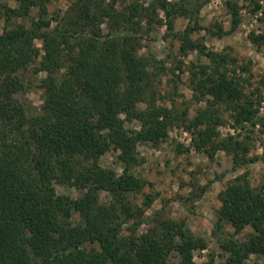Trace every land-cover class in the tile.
Returning <instances> with one entry per match:
<instances>
[{
	"label": "trees",
	"instance_id": "16d2710c",
	"mask_svg": "<svg viewBox=\"0 0 264 264\" xmlns=\"http://www.w3.org/2000/svg\"><path fill=\"white\" fill-rule=\"evenodd\" d=\"M17 1L18 7L3 3L0 11L5 19L0 33V264H196L194 252L207 246L203 237L183 220L166 217L164 207L146 216L154 196L146 194L141 205L129 198L146 185L133 173L143 162L137 146L159 145L171 126L182 123L196 151L210 159L224 151L234 171L264 163V150L248 156V137L240 132L221 137L218 131L227 122L226 111L234 129L255 123L261 90L248 95L243 76L251 62L241 64L230 53L208 49L204 36L192 37L201 30L226 34L221 26L201 24L200 4L133 0L117 7L118 0H74L63 15L50 16L49 0ZM228 4L235 30L241 19L236 4ZM32 9L37 18L30 26L13 25V18ZM160 10L169 30L177 15L190 20L175 34L176 57L198 51L208 59L191 65L193 97L205 103L191 118L187 107L158 103L160 77L171 72L177 85L179 76L153 54L140 52L154 25L162 23ZM249 37L264 44V30ZM181 64L178 60L177 69ZM30 68L46 74L41 112L34 115H27L15 96L24 87L21 74ZM135 120L140 127L129 128ZM112 148L119 151L120 174L100 164ZM189 149L177 145L178 152ZM56 184L74 186L81 194H60ZM206 187L185 199L198 197ZM101 192L109 194L108 201ZM218 198L213 234L226 254L224 264H246L251 254L264 257V180L253 187L247 173L240 174ZM75 213L76 221L71 219ZM144 224L148 229L140 232ZM247 226L251 234L239 239L236 234Z\"/></svg>",
	"mask_w": 264,
	"mask_h": 264
},
{
	"label": "rangeland",
	"instance_id": "374dc122",
	"mask_svg": "<svg viewBox=\"0 0 264 264\" xmlns=\"http://www.w3.org/2000/svg\"><path fill=\"white\" fill-rule=\"evenodd\" d=\"M74 0H49L47 2L50 16L57 13L62 15ZM133 0H118L117 7ZM148 2L149 0H141ZM178 5L186 4L189 6L201 5L198 13L201 24L211 26L217 30L221 26L226 34L222 37L208 34L205 30L194 32L193 38L204 36V44L210 50L230 53L238 58L239 63L251 62L250 70L243 73L248 78L245 84V92L252 95L255 88H260L259 103L254 125L246 123V128L234 129L231 127L232 121L229 117L230 112H224L227 122L218 127L221 137L229 134L235 135L240 132L241 136L248 137L247 142L250 147L248 156L253 157L261 154L264 150V44H256L250 40V33H261L264 30V0H169ZM236 4L240 16V24L235 30L232 27V8L228 4ZM6 3L10 7H18L17 0H0V11L2 4ZM260 7L255 11L256 4ZM162 23L154 25L151 31L152 39L141 49L142 54H153L158 60L164 62L171 70H175L179 76V84L175 85L171 72L165 73L160 77L157 84L159 92V104L167 106L175 105L178 110L188 108V116L195 115L196 110L205 105L194 99L191 90V65L207 63L206 56L199 54L198 51H190L186 57L177 56L175 53L179 47V41L175 34L182 32L190 22L186 16L177 15L174 18V29L169 30L166 25V18L163 11H159ZM37 18V10L32 11L26 16L15 17L12 19L13 25L24 24L30 26L33 19ZM193 22V21H192ZM191 22V23H192ZM5 27V19H0V33ZM38 46L41 42L37 41ZM178 60H182L181 70L177 69ZM45 72L35 74L32 69L21 74L24 87L15 95L23 105L27 115H34L41 112L44 101V89L40 87L41 80L45 77ZM257 94L254 95V98ZM145 105L143 104L142 107ZM224 111V110H222ZM124 117V115H122ZM129 128L138 129L139 121L128 122ZM182 144L190 149L185 152H178L177 145ZM139 157L143 162L133 168V173L146 182L142 193H129V198L133 204L141 205L145 195L150 194L155 199L151 206L146 209L145 215L150 216L154 210L164 207L165 216L183 220L186 226L197 236L204 238L207 246L204 249L194 252L196 264H224L226 254L219 246L217 237L213 234V227L217 220L216 210L220 206L218 198L219 192L226 187V184L240 174L247 173L249 183L253 187H258L264 180V163L255 162L245 165L237 170H233L232 157L224 151H218L213 159L205 153L198 152L192 147V134L186 127L179 123L169 128L168 137L159 145L154 146L149 142L139 143L137 146ZM118 150L110 149L100 159L103 167L111 168L120 174L123 170L118 160ZM58 193L69 195L73 198L79 197L81 192L74 186H64L56 184ZM207 186V187H206ZM203 187L207 189L193 199L191 194L197 195ZM100 198L108 201L110 196L107 192H101ZM180 198H184L180 200ZM71 219L78 220L75 213ZM148 224L140 228V232L148 229ZM226 229L233 232L234 228L225 225ZM252 229L247 226L237 237L246 239L251 234ZM264 264V257L251 254L246 260V264Z\"/></svg>",
	"mask_w": 264,
	"mask_h": 264
}]
</instances>
